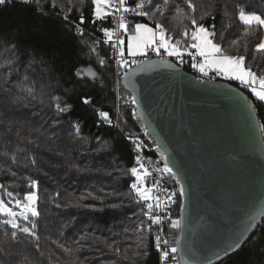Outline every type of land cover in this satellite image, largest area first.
I'll return each instance as SVG.
<instances>
[{
    "label": "trees",
    "instance_id": "obj_1",
    "mask_svg": "<svg viewBox=\"0 0 264 264\" xmlns=\"http://www.w3.org/2000/svg\"><path fill=\"white\" fill-rule=\"evenodd\" d=\"M194 2L203 6L202 12L211 6L215 18L201 21L206 26L214 23L220 32L224 31L225 24H232L226 33L227 41L239 40V44H226L225 53L245 55L246 64L258 75L264 74V52L255 50L263 35L245 36L246 26L235 19L234 0ZM247 2L253 10H264V0ZM40 4L52 11L19 2L0 5V65L6 58L14 61L9 71L0 67V88L7 77L9 86L16 90L8 96L6 106L0 107V153H6L0 154V165L11 167L17 173L13 177L0 172V184L18 192L22 198L31 190L28 177L39 181L41 212L39 218H33L38 225L39 249L34 247L35 239L17 234V242L11 238L14 230L0 225V259H7L10 264H25L27 255V264H159L153 232L137 231V225L145 218L139 205L130 203L133 194L128 185L132 177L128 170L134 166L135 152L99 116L100 112L112 116L116 104L113 68L107 50L89 34L75 31L62 17L68 15L70 20L78 22L83 14L90 21L91 0H41ZM225 4L228 15H225ZM69 8L73 11L69 12ZM169 19L171 23L166 27L178 36L182 24ZM84 26L91 32H99L101 28L99 23L89 22ZM102 58L106 61L104 66L100 64ZM87 65L96 70V78L77 76ZM21 82L32 92H20ZM120 94L124 126L148 145V153L163 165L161 155L152 149V139L137 116L132 115L134 106L125 103L124 98L130 97L129 91L121 86ZM248 95L256 105L260 123H264V104ZM85 96L91 103H83ZM57 102L68 105V110L56 112ZM56 119L60 124L54 128ZM76 124L78 129L74 127ZM17 130L27 139L20 141L15 134ZM9 139L12 143L5 149ZM28 139L35 143L28 144ZM175 186L178 190L179 185ZM122 202L127 206L113 207ZM181 202L182 198H178L177 218ZM178 233L179 230H173V241ZM64 248L73 249V254L66 253ZM5 250L12 255L5 257ZM139 251L147 254L137 256ZM174 264H177L176 257ZM221 264H264V220L251 241Z\"/></svg>",
    "mask_w": 264,
    "mask_h": 264
},
{
    "label": "snow or ice",
    "instance_id": "obj_2",
    "mask_svg": "<svg viewBox=\"0 0 264 264\" xmlns=\"http://www.w3.org/2000/svg\"><path fill=\"white\" fill-rule=\"evenodd\" d=\"M6 2L7 0H0V5ZM24 2H28V0H24ZM35 2L40 4L41 0H35ZM53 7H55V4H53ZM202 7V5L198 6L194 0H91L90 21H86L85 16L81 14L78 18V23L74 24V26L79 32L81 26L89 22L93 25L110 19L115 22L114 27H101L98 31L103 34V43L113 50V59L117 65L116 75L126 82H131L132 77L136 73L145 70L147 66L153 63L149 58L150 55L161 58V63H163L162 57L166 55L179 64L187 63L188 61L185 57H188L190 58L191 68L195 69L201 77L207 78L201 80V83L211 82L217 78L235 81L238 82L239 87L246 89L255 98V101L264 104V75H258L256 71L246 64L247 57L245 55H229L224 51L226 44L228 46L239 44V40L227 41L226 33L232 28V24H225L224 31L220 32H217L214 23L206 26L201 21L208 17L213 19L215 17L210 10V5L208 6L209 10L203 12L200 10ZM227 7V4H225V15H228ZM68 11L71 12L73 9L69 8ZM233 11L235 19L246 26L245 36L264 35V10H253L247 0H234ZM170 17L174 20H179L182 24V31L178 33V36L172 35L166 27L167 23H171ZM63 19L69 20L68 15H65ZM141 20L144 22H141ZM148 21H152V23ZM255 50L264 52V38H259V42L255 44ZM253 59L255 58L253 57ZM13 64L14 61L12 59L6 58L0 67L4 68L5 71H9ZM100 64L104 66L106 64L105 59L102 58ZM173 66L172 63L167 64L169 68ZM80 75L82 73H77V76ZM25 80H27V77H25ZM22 83L19 91L31 93L32 89L24 88ZM3 84L4 86L0 88V93H2L0 94V107H5L8 96L14 95L16 91L9 86L7 77H5ZM155 85L156 81L154 79L141 85L143 92L146 94L144 97L146 104L155 103L156 99H163V97L154 98L151 95L156 90ZM238 95L244 100L246 108L251 115V109L256 105L253 101L244 98L242 94L238 93ZM32 99L34 100L36 97L33 95ZM124 99L125 103L134 106L132 115L136 116L137 109L141 106L140 99L135 94H131L130 97ZM39 103L43 104V100H40ZM83 103H91L90 98L87 96L83 97ZM68 107V105L62 106L59 102L54 105V109L58 113L66 112ZM99 116L102 120L110 122L107 112H100ZM59 124V119L53 121L54 128L58 127ZM257 126L264 132V123H258ZM74 127L78 129L79 125L76 124ZM11 130L10 121L9 131ZM15 134L20 141L27 139L26 136L21 134L20 130H17ZM11 143L10 139L6 141L5 149ZM27 143L34 144L35 141L28 139ZM146 148H148V145L143 141L139 139L135 141L137 153ZM156 148L159 150L160 145L157 144ZM161 157L163 166L155 169L156 173L159 174V179L153 176L139 154L135 156V164L137 166H133L128 170L133 178L128 187L134 193L133 200L130 203L143 204L145 206L141 211L147 222L142 219L137 225V231L151 230L153 226H160L167 220L171 229L183 232V203L179 204L181 210L179 218L173 219L169 210L172 204L177 203L178 198L186 197L187 192L179 171L174 170L171 159L163 152H161ZM12 163H15L14 159ZM0 172L13 177L17 175L11 167H5L4 165H0ZM149 177H152L151 183L148 182ZM165 177L171 178L175 184L179 185L177 191H169V189L161 187V180ZM28 180V186L31 190L25 192L22 198L18 192L11 191L4 184H0V225H6L11 230H14L11 233V238L17 242H19L17 234H25L26 237L35 239L37 243L34 247L38 250L40 237L36 231L37 222L33 218H39L41 215L37 191L39 181L30 177H28ZM161 192L164 194L163 198L161 197ZM56 206L60 207L59 204ZM85 206L87 207L88 205ZM117 206L127 205H124L123 202L121 205H113V207ZM254 227H256L255 224L247 225L243 229L241 236L223 250L224 254L227 255L234 248L241 247L243 234ZM5 235L7 236L8 234L5 233ZM154 240L155 248L160 254L162 264H167L170 259L175 258L178 251H181L178 247L181 243L179 237L174 240V246H170L169 240L159 234L154 237ZM108 247L111 248L112 245L109 244ZM64 251L68 254H73L74 252L71 248H64ZM115 251H119V248H116ZM146 254L144 251L136 253L137 256ZM9 255H12V253L5 250L4 256ZM214 255H216L217 259L220 258L219 253H214ZM28 259L27 255L24 256L25 264H27ZM0 264H10V261L0 259ZM177 264H179V260H177ZM184 264H203V262L186 260ZM207 264H212V261L210 259L207 260Z\"/></svg>",
    "mask_w": 264,
    "mask_h": 264
},
{
    "label": "water",
    "instance_id": "obj_3",
    "mask_svg": "<svg viewBox=\"0 0 264 264\" xmlns=\"http://www.w3.org/2000/svg\"><path fill=\"white\" fill-rule=\"evenodd\" d=\"M149 58L151 65L131 82H121L140 99L139 123L152 139L153 150L171 159L187 192L181 202L184 230L178 233L181 251L176 258L179 264L186 260L207 264L209 259L221 264L251 241L264 220V134L257 126L259 117L255 107L249 114L238 93L252 99L232 81L201 83L204 79L170 58L162 57L163 63L156 56ZM168 63L174 66L167 67ZM78 73L97 76L90 65ZM153 79L156 90L151 95L163 99L146 104L141 85ZM249 224L256 227L243 234L241 247L225 255L223 250Z\"/></svg>",
    "mask_w": 264,
    "mask_h": 264
},
{
    "label": "built area",
    "instance_id": "obj_4",
    "mask_svg": "<svg viewBox=\"0 0 264 264\" xmlns=\"http://www.w3.org/2000/svg\"><path fill=\"white\" fill-rule=\"evenodd\" d=\"M14 2H19V3H23V4H29V5L35 6L37 9H41V10H43L45 12H51L52 11V10H50L48 8L43 7L41 4H37L35 2V0H28V2H24V0H7V2L5 4H12ZM5 4H3V5H5ZM55 13H56V15H59V12L58 11H55ZM62 17H64V16H62ZM66 22L73 29H75V31H77V28L74 26V24L78 23L77 21H73V20H70L69 19ZM99 25L101 27H114L115 26V22L110 19V20H108V23L107 24L104 25L103 23H99ZM78 33H87V34H89L91 36V38L96 43H98V44L102 45L103 47H105L106 50H107V53H108L109 60H110V62L112 64V68H113V80H114V82H113V89H114L116 104H115V108H114L113 115L112 116H109L110 122L109 121H105V123L107 124L108 127L113 128L114 130H116L117 135L119 137L123 138L131 146V148L135 152V155H137V154L140 155L141 160L144 162L145 166L149 169V171L152 172V174H153L154 177H156L157 179H159V174L156 173L155 169L158 168V167H162L163 166L162 163L160 162V160L157 157H154V156L150 155L148 153V151H147L148 150L147 148L144 149V150H141L139 153H137V151L135 149V141L137 139H139V138L136 137V136H134V135H132L130 133V131L124 126V124L122 122V117H121L120 108H119V101H120V98H121L120 87L122 86V82H121V78L116 75L117 65L115 63V60L113 59V50L110 47H108L107 45H105L103 43L104 37H103V34L101 32H91V31H88L86 29V27L83 25V26H81V28H80V30H79ZM154 56L155 55H150V57H154ZM164 57L165 58H170V57H167L166 55ZM170 59L174 60L173 58H170ZM185 59L188 62L187 63H184V64H179L175 60L174 61L178 65H180L181 67H183L184 69H186L187 71L195 74L198 78H200V79H207V78L201 77L200 74L195 69H192L191 68L190 58L185 57ZM217 79H221V78H217ZM232 82L238 85V82H234V81H232ZM240 88H242V87H240ZM243 90L246 91L247 93H249L246 89H243ZM127 106H130V104H127ZM153 147H154V145H153ZM153 147H152V149H153ZM134 166H137L135 164V162H134ZM132 181H133V178L130 181V183ZM148 182L149 183L152 182V177H149V181ZM161 187L162 188H167V189H169V191H177V188L175 186V182L171 178L165 177L164 179H162L161 180ZM128 189L132 192V190L130 188H128ZM132 194H133V197H134V193L133 192H132ZM163 195L164 194L161 192V197L162 198H163ZM138 205H139L140 212L142 213L141 210L145 206L143 204H138ZM169 211H170V215H171V217L173 219L177 218L178 199H177V203L176 204H172L170 206V210ZM145 220H146V218H145ZM151 231L153 232L154 237L157 234H159L163 238L169 240L170 246H174V244H173V242H174L173 241V239H174L173 238V229L170 228V225L167 222V220H165L163 222V224L160 225V226H153L152 229H151ZM154 237H153V241H154V248H155V240H154ZM155 250H156V252L158 254L159 264H162L161 259H160V254H159V252H158V250L156 248H155ZM175 257H176V255H175ZM167 264H174V258L173 259H170L167 262Z\"/></svg>",
    "mask_w": 264,
    "mask_h": 264
},
{
    "label": "rangeland",
    "instance_id": "obj_5",
    "mask_svg": "<svg viewBox=\"0 0 264 264\" xmlns=\"http://www.w3.org/2000/svg\"><path fill=\"white\" fill-rule=\"evenodd\" d=\"M263 38H264V35H263ZM93 47H94V45H93ZM260 75V74H259ZM261 75H264V74H261ZM235 82V81H234ZM162 158V157H161Z\"/></svg>",
    "mask_w": 264,
    "mask_h": 264
},
{
    "label": "crops",
    "instance_id": "obj_6",
    "mask_svg": "<svg viewBox=\"0 0 264 264\" xmlns=\"http://www.w3.org/2000/svg\"><path fill=\"white\" fill-rule=\"evenodd\" d=\"M254 98V97H253ZM255 99V98H254Z\"/></svg>",
    "mask_w": 264,
    "mask_h": 264
},
{
    "label": "flooded vegetation",
    "instance_id": "obj_7",
    "mask_svg": "<svg viewBox=\"0 0 264 264\" xmlns=\"http://www.w3.org/2000/svg\"><path fill=\"white\" fill-rule=\"evenodd\" d=\"M158 153V152H157ZM159 154V153H158Z\"/></svg>",
    "mask_w": 264,
    "mask_h": 264
}]
</instances>
